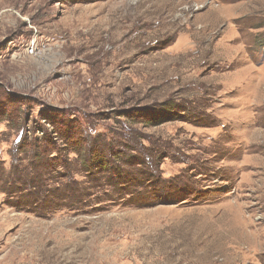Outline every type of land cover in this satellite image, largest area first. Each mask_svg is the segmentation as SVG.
Here are the masks:
<instances>
[{"label":"rangeland","instance_id":"374dc122","mask_svg":"<svg viewBox=\"0 0 264 264\" xmlns=\"http://www.w3.org/2000/svg\"><path fill=\"white\" fill-rule=\"evenodd\" d=\"M197 263L264 264V0H0V264Z\"/></svg>","mask_w":264,"mask_h":264},{"label":"trees","instance_id":"16d2710c","mask_svg":"<svg viewBox=\"0 0 264 264\" xmlns=\"http://www.w3.org/2000/svg\"><path fill=\"white\" fill-rule=\"evenodd\" d=\"M56 133V132H55ZM47 143H49V140L47 138L44 139Z\"/></svg>","mask_w":264,"mask_h":264},{"label":"bare ground","instance_id":"6f19581e","mask_svg":"<svg viewBox=\"0 0 264 264\" xmlns=\"http://www.w3.org/2000/svg\"><path fill=\"white\" fill-rule=\"evenodd\" d=\"M195 263V262H194ZM198 264V263H197Z\"/></svg>","mask_w":264,"mask_h":264}]
</instances>
